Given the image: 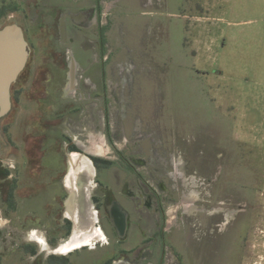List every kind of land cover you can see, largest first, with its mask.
I'll return each mask as SVG.
<instances>
[{"label":"rangeland","instance_id":"374dc122","mask_svg":"<svg viewBox=\"0 0 264 264\" xmlns=\"http://www.w3.org/2000/svg\"><path fill=\"white\" fill-rule=\"evenodd\" d=\"M12 2L0 0V8L5 9L0 27L17 21L33 42L30 61L13 85L15 92L24 86L20 89L23 94L13 99L11 112L0 119V264H32L27 255H19L21 247L37 234L46 241L37 230L43 229L41 220H46L47 229L53 227L55 234L65 211L78 214L73 219L78 224L70 238L58 236L59 248L76 234L79 238L92 236L96 242H106L107 236L103 231L99 234L100 222L92 217L93 212L98 214L92 202L96 173L92 178L81 172L77 179L73 170L66 171L73 176L68 182L71 187L66 185L68 175L63 180L66 191L60 186L68 165L61 131L54 125L68 120L53 116L58 113L53 111L76 104L64 102L60 96L53 102L47 100L42 82L50 78L52 68L58 72L55 66L63 70V48L53 52L45 47L43 29L33 32L31 8L25 13L21 6L20 11L12 12ZM114 19L113 71L108 76L118 87L121 100L112 99L110 109L116 104L117 109L126 111L113 114L111 134H124L119 124L126 119L131 136V124L138 114L154 139L142 140L138 150H131V146L121 150L127 156L133 151L145 155L149 162L158 146L161 155L173 160L172 165H147L149 173L169 170L174 175L165 181L174 188L175 202L166 205L164 264H192L189 249L197 239L190 232L189 221L198 220L205 227L212 224L209 247L213 253L219 252L218 264H264V0H119ZM82 118L83 124L77 122L79 139L88 155L94 148L93 141L87 142L92 115ZM46 135L49 142L42 150ZM117 142L124 147L120 138ZM117 156V151L102 144L99 157L110 160ZM31 157H35L32 166ZM39 165L45 168L42 183L34 178L41 175ZM23 166H27L26 176L18 172ZM87 168L85 165L82 170ZM10 188L16 210L8 207ZM30 188L34 196L48 191L53 211L47 203V213L43 209L27 212L24 200ZM34 202L41 211L38 196ZM190 207H195L192 218ZM205 209L215 215L208 219ZM176 211L180 230L174 234ZM140 237L136 236L138 241ZM106 246L102 253L107 252ZM175 249L180 259L174 255ZM98 255L101 257L100 252ZM44 258L37 263L43 264ZM71 260V264L76 262Z\"/></svg>","mask_w":264,"mask_h":264},{"label":"flooded vegetation","instance_id":"af4514ba","mask_svg":"<svg viewBox=\"0 0 264 264\" xmlns=\"http://www.w3.org/2000/svg\"><path fill=\"white\" fill-rule=\"evenodd\" d=\"M118 3L119 0H13L12 5L9 7L13 12L20 11L22 6L25 13L31 8L35 18L34 25H32L34 28L33 32L37 33L43 29L41 34L47 40L44 46L53 50V52H56V48H63V70L61 71L59 66H55V70L58 72L53 71L54 68H52L50 78L42 82V91L45 92L47 100L53 102L58 100L57 98L60 96L64 102L76 104V107L73 108L65 109L66 106L53 111L58 112L53 114V116L67 117L69 121H66L65 124L58 123L54 125L55 128L61 131H59L61 134L60 138H62V144L66 150V164L68 165V169L66 167L60 178V186L66 191L63 180L68 175L66 173L70 170L74 171L75 175H73L77 179H80L81 172L91 177H94L96 173L94 179L95 192L92 195V202L95 203L98 214L93 212L92 217L100 222L97 229L99 234H106L107 236L106 242L92 241V236L87 242L83 241L85 236H82L81 239L76 234L70 241L62 244L61 247H68V250L60 252L61 247H58V236L60 235L61 238L68 236L67 238H70V233L72 234L74 226L78 224L73 220L75 213H73L72 217L65 211L62 216L63 220L55 228L58 229L55 234L51 232L53 227H49L48 230L46 220H41L43 229L37 230L41 231L45 237L46 241L41 238L43 244L38 239L30 237L29 242L21 247L22 252L19 255H27L31 259L32 264H38L37 260L41 259L43 255L45 256L43 264H71V259L76 260L74 264H149L151 261L153 264H155L154 262L156 264H164L167 254L165 236L168 217L166 205L175 202L172 192L174 188L167 186L165 181L169 178L173 179L174 175L169 170L157 174L149 173L147 165L149 163H157L164 166L172 165V157L161 155L158 152V146H156V153L154 152L151 156L152 160H149V162L145 155H139L133 151L132 155L127 156L121 150L123 148L130 149V146L132 147L131 150H138L140 148L138 143L142 140L149 137L154 139L149 134L151 131L144 129L138 114L135 115L137 117L133 115L135 118L131 124V136L128 137L127 134L130 130L125 126L124 121L126 119H121L119 124L125 129V132L123 130L124 134L121 135L119 132L115 134L116 136L111 134L113 114L115 112L120 114L121 110L123 112L126 111L125 108L117 109L116 104L114 105L115 110L114 108L113 110L110 109L112 99L115 102L121 100L118 98V87H116L112 77L108 76L109 71H113L111 36L115 26L114 11ZM0 10L5 11L4 8H0ZM25 37L30 46L33 40L27 38L26 35ZM34 45L36 44L34 43ZM31 49L30 46V55L24 70L30 61ZM60 78L63 80H60ZM18 79L13 85L17 83ZM13 85L11 88L12 101L14 98L22 96L23 90L21 91L20 89L24 87L21 85L15 92V90L13 91ZM62 88L64 90L61 92ZM102 103L103 106L101 105ZM87 113L92 115V119L89 120L91 124H87L90 126L87 132V137L89 138L87 142L92 143L93 141L92 145H94V148L92 152L90 151L88 155H85L83 148L85 144L79 139L78 123L83 124L85 122L82 117H85ZM102 119L104 124L101 123ZM157 126L159 127V125ZM50 127L53 128L52 126ZM84 127L85 129L88 128L85 124ZM159 130L161 131L162 129ZM101 133L104 134L103 137L100 136ZM107 134L110 136L108 137ZM56 135L59 137L57 133ZM94 137H97V140L94 141ZM46 138L44 143H42V150L49 142L48 135H46ZM118 138H120V142L124 147H119ZM51 139L56 140V136ZM155 142L157 143L158 140ZM103 143L108 144L117 151L118 156L110 160L99 157ZM76 154H78L77 158L87 161L91 170H88V168L87 170H77L76 166L72 167V162L75 159L73 155ZM34 160L35 157L29 158L31 166ZM205 160L207 161V157H205ZM117 165L120 167L118 168ZM23 167L18 168V172L19 175L26 176L27 166ZM39 167L38 174L41 175L35 174L34 178L42 183L44 180L41 177L44 175L43 169L45 168L42 165H39ZM119 171H122V174H118ZM58 173L59 171L54 172L56 177ZM15 178L18 177L16 176ZM42 189L40 188L39 190ZM13 192V189L10 188L7 195L10 210H16ZM29 192L28 197L24 200L25 207L28 203V208H25L27 212L34 211L39 213L43 209V212L47 213L50 209H47V203L50 204V210L53 211V204L47 200V198L52 196L48 191L42 190L36 195L41 201V211H37V203L34 202L36 196L32 195L31 188ZM67 194L70 197V194ZM194 210L195 207L189 208V211H192L190 216L195 213ZM209 210L205 209L204 214L208 219H211L215 213ZM178 211H176L175 215L177 220L175 218L174 234L175 232L179 233L178 230H180L177 225L180 224ZM195 219L197 217L193 220ZM198 222L189 221L190 232L195 237L194 240L197 239L196 243L191 245L189 249V258L192 264H215V262L218 264L220 259H218L219 255L217 253L219 252L213 253L214 250L209 247L211 245L209 241H212L213 238L212 224H208L207 227L209 228L207 229V227L202 225L201 221L198 220ZM198 224L201 225L199 226ZM136 234L141 236L139 241L136 238ZM62 239L65 240L64 238ZM103 245H107V252H101ZM57 247L59 250H56ZM174 251V255L180 259L181 255L178 250L175 249ZM99 252L101 257L98 255Z\"/></svg>","mask_w":264,"mask_h":264},{"label":"water","instance_id":"95a60500","mask_svg":"<svg viewBox=\"0 0 264 264\" xmlns=\"http://www.w3.org/2000/svg\"><path fill=\"white\" fill-rule=\"evenodd\" d=\"M29 55L30 46L18 22L0 27V119L12 109L11 88L24 70Z\"/></svg>","mask_w":264,"mask_h":264},{"label":"bare ground","instance_id":"6f19581e","mask_svg":"<svg viewBox=\"0 0 264 264\" xmlns=\"http://www.w3.org/2000/svg\"><path fill=\"white\" fill-rule=\"evenodd\" d=\"M73 156H75V161H73L72 163H73V165L75 164V166L77 167V169L78 170H82L83 169V167L86 165V167L88 166V164H85V163H82V162H79V161H77V159H79V157L77 158V156H78V154H76V155H73ZM77 161V162H76ZM87 163V162H86ZM90 166V165H89ZM88 166V170H91V168ZM73 176H72V174L71 175H68V178H67V184H68V186L69 187H71V184L70 183H68L69 182V180L72 178ZM66 184V185H67ZM76 188V187H75ZM67 215V214H66ZM68 215H70V216H72L73 217V213L71 214H69L68 213ZM77 215V214H76ZM75 215V218L74 219H76V216ZM35 239H38L42 244H43V241H42V239H41V237L40 236H38V234L36 235V238ZM83 241H88V240H83ZM81 243V242H80ZM80 243H78V244H80ZM42 248H44V247H42ZM68 249H66L65 248V250H63V251H67Z\"/></svg>","mask_w":264,"mask_h":264},{"label":"trees","instance_id":"16d2710c","mask_svg":"<svg viewBox=\"0 0 264 264\" xmlns=\"http://www.w3.org/2000/svg\"><path fill=\"white\" fill-rule=\"evenodd\" d=\"M5 15V11L4 10H0V19L2 18V16ZM13 204V202H12Z\"/></svg>","mask_w":264,"mask_h":264},{"label":"crops","instance_id":"0c3cea01","mask_svg":"<svg viewBox=\"0 0 264 264\" xmlns=\"http://www.w3.org/2000/svg\"><path fill=\"white\" fill-rule=\"evenodd\" d=\"M77 161L82 162V161L80 160V158H79ZM77 161H76V162H77ZM78 169H79V168H78ZM78 169H77V170H78ZM74 175H75V174H74ZM67 185H68V184H67ZM76 216H77L76 218H78V215H76ZM80 238L82 239V237H80ZM85 240H88V241H89V239H86V238H85ZM88 241H87V242H88Z\"/></svg>","mask_w":264,"mask_h":264}]
</instances>
